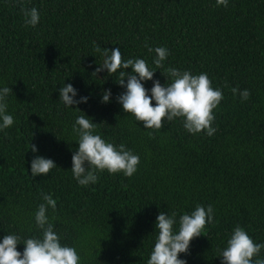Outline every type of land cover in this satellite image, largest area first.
<instances>
[{
	"label": "trees",
	"instance_id": "trees-1",
	"mask_svg": "<svg viewBox=\"0 0 264 264\" xmlns=\"http://www.w3.org/2000/svg\"><path fill=\"white\" fill-rule=\"evenodd\" d=\"M23 4L38 10L37 26H25L18 0H0V90L12 89L6 102L14 119L0 131V242L7 234L21 236V243L41 235L35 212L46 193L57 201L56 211L48 210L54 231L77 250L80 264H147L158 214L176 212L178 221L198 204L211 205L214 219L180 255L187 264H222L220 252L237 225L264 243V0H229L227 7L216 0ZM146 43L168 49L163 68L155 67ZM97 45L119 48L124 60L144 59L161 85L171 82L162 75L169 67L206 73L224 96L214 111L216 133L190 134L180 118L161 130L144 129L117 102L126 91L116 83L118 73L92 76L103 62ZM143 83L150 94L153 81ZM64 84L87 103L66 107L59 100ZM236 87L250 98L233 96ZM106 90L112 95L105 104ZM77 109L99 125L95 134L140 157L131 178L104 171L86 187L74 179ZM35 156L57 167L32 177Z\"/></svg>",
	"mask_w": 264,
	"mask_h": 264
},
{
	"label": "clouds",
	"instance_id": "clouds-1",
	"mask_svg": "<svg viewBox=\"0 0 264 264\" xmlns=\"http://www.w3.org/2000/svg\"><path fill=\"white\" fill-rule=\"evenodd\" d=\"M229 0H216L217 6H228ZM26 27H35L40 21V15L35 7L24 6L23 0H18ZM149 52H155L153 64L156 68H163L164 61L169 56L165 47L152 49L145 44ZM95 52L103 57V62L92 73L97 76L102 71L108 75L118 73L120 87L126 91L117 97L125 113L135 117L143 124L144 129L161 130L165 121L180 118L184 129L193 135L205 133L213 136L217 128L213 127L214 111L224 99L223 91L214 88L206 73L193 75L189 71L167 68L163 76L171 79L170 83L161 85L153 80L156 71L152 70L144 59L124 60L119 48L109 50L95 46ZM131 69L129 74L126 70ZM127 81V83H125ZM145 81H153L150 90L144 87ZM233 96L239 95L241 101L250 98V91L232 88ZM12 89L4 87L0 90V131L14 124L13 116L7 114L6 97ZM111 90L102 93V103H109ZM77 91L71 84L63 85L59 89V100L66 107L72 108L79 103H87V97L76 100ZM153 101L155 106H153ZM78 110V109H77ZM79 111V110H78ZM73 125V133L78 137V150L72 155L71 172L80 186L86 187L97 183L98 173L107 171L115 175L123 173L131 178L137 171L140 157L121 143L117 148L113 143L106 142L99 134H95L97 124L83 112ZM151 137V133H149ZM33 153L37 152L34 145H30ZM57 166L51 159L35 156L31 161V176L48 175ZM43 203L35 212V224L41 231L40 236H33L23 240L17 234H7L0 242V264H80V255L74 247L62 245L60 236L54 231V226L48 216V210L56 211L57 201L51 194L41 193ZM177 213L161 211L155 224L156 239L147 264H187L180 259L181 254H188L191 242L202 236L206 226L213 222L214 209L211 205L205 208L196 205L190 214H181L177 221ZM23 244L21 253L17 245ZM264 243H256L246 232L237 225L227 240L226 247L221 250L222 264H264V258H258Z\"/></svg>",
	"mask_w": 264,
	"mask_h": 264
}]
</instances>
